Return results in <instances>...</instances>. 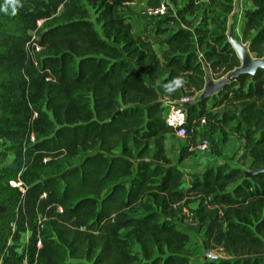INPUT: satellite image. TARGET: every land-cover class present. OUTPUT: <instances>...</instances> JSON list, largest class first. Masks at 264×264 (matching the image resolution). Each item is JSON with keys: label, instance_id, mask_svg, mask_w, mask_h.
I'll return each mask as SVG.
<instances>
[{"label": "trees", "instance_id": "trees-1", "mask_svg": "<svg viewBox=\"0 0 264 264\" xmlns=\"http://www.w3.org/2000/svg\"><path fill=\"white\" fill-rule=\"evenodd\" d=\"M133 1L18 0L12 14L0 0V140L14 154L0 172V261L23 264L15 245L30 231L27 264H189L180 223L192 217L205 250L230 257L206 264H264V173L246 179L224 162L182 191L165 146V102L196 98L207 67L218 81L241 65L227 36L235 2L169 0L153 39L134 35ZM244 17L242 42L264 59V0ZM178 76L184 85L166 92ZM186 110L181 161L205 119L224 141L236 133L250 170L264 167L263 69Z\"/></svg>", "mask_w": 264, "mask_h": 264}, {"label": "crops", "instance_id": "crops-1", "mask_svg": "<svg viewBox=\"0 0 264 264\" xmlns=\"http://www.w3.org/2000/svg\"><path fill=\"white\" fill-rule=\"evenodd\" d=\"M141 1V0H139ZM147 4L148 0H142ZM142 4L136 8V0L129 4L131 9H134L136 14L132 16V18H139L138 14H143L145 10ZM239 8V17L241 18V27L245 22L244 13L247 9L252 8V0H237L235 1V7ZM137 9V10H136ZM144 15V14H143ZM236 17V16H235ZM138 23L133 25V33L135 36H143L146 34L147 22L144 16L138 19ZM235 23V19H234ZM151 34V33H149ZM152 35V34H151ZM169 35V32H165L163 34H159L158 41L160 42L159 47L161 50L166 49L165 39ZM156 48V46H155ZM166 99V98H163ZM233 127V125H232ZM207 141L209 144V149L204 152H199L196 148L202 142ZM189 145L188 138L182 139L177 137L174 134H170L167 136L165 146L168 157L171 159L174 166H176L183 173V183L181 186V190L185 191L193 182V180L197 177H200L204 171L209 168H215L216 166L224 163V162H236L240 163L242 161V157L245 156V164L250 165L252 162V158L249 156L248 152H246L243 148L244 143L240 141L236 135V133L232 131H228L227 140L224 141L221 133L212 134L208 127L202 125L198 129L197 136V145L195 147L190 148L191 154H189L183 161L180 159V154L183 147ZM192 209L196 208V204H192ZM196 223V222H195ZM197 224V223H196ZM198 225V224H197ZM193 228V227H192ZM189 229V228H187ZM190 235L191 241V234ZM202 234V233H201ZM203 235V234H202ZM190 242L187 246L189 248Z\"/></svg>", "mask_w": 264, "mask_h": 264}, {"label": "rangeland", "instance_id": "rangeland-1", "mask_svg": "<svg viewBox=\"0 0 264 264\" xmlns=\"http://www.w3.org/2000/svg\"><path fill=\"white\" fill-rule=\"evenodd\" d=\"M162 1L168 2L169 0H162ZM141 2H144V1L136 0V5H135L136 8H138L142 4ZM142 6L145 9L143 11L144 15L141 13V14H138L139 18L138 17L132 18V16L134 14H136L135 7H134V9H131L129 7V9L127 11H125L127 13L126 16H128L130 18L133 25L138 23V21H139L138 19H140V17L144 16L146 18V22H147L146 33L152 32L151 38L155 39L156 35L153 33V30L155 27L162 24V21H161V19H159L157 17L156 18L149 17L145 14L146 10L148 9V4L143 3ZM92 22H93V26H94L95 30L97 31L98 35L102 36L101 25L96 22L95 15H94L93 11H92ZM241 22H242V20L239 17V15H236L235 23L233 25V29H234V35L237 34L236 36H237L238 40H242L241 39L242 38L241 37V29H242ZM159 44H160L159 41L155 43L157 51L159 53H161V48L159 47ZM8 146H9V143H7L5 141V139L0 140V150L4 151L6 153V157L0 161V172L6 171L7 169H9V167H10V165L14 159V154L7 149ZM79 162H80V159L76 161L77 164ZM246 166L249 167L248 165H246ZM191 206H192V204L189 207L190 209H192ZM180 228L184 232H190L191 237H192L191 241H190L189 248L187 250V256H188L189 264H206L207 262L204 259V253L206 252V250H205V247L203 245V235L201 234L198 225L195 223V221L192 219V217H189L187 220L180 223ZM187 228H189V229H187ZM30 236H31L30 231L23 234L21 239L15 245V252H16L17 256H19L21 254H25V256H26L25 260L27 263H28L27 251H28V248L30 246ZM11 245H13V242H11ZM136 253L139 254L138 249H137ZM227 258L230 259L229 256H227ZM0 264H3L2 261H0Z\"/></svg>", "mask_w": 264, "mask_h": 264}, {"label": "water", "instance_id": "water-1", "mask_svg": "<svg viewBox=\"0 0 264 264\" xmlns=\"http://www.w3.org/2000/svg\"><path fill=\"white\" fill-rule=\"evenodd\" d=\"M239 13L238 6L234 7L233 13L230 15L228 20V30L227 36L228 41L232 45V48L235 50L238 58L240 59L241 65L235 70L229 72L222 79L215 81L212 77L210 69L206 68V79L203 90L198 94L196 98L191 100L187 106L192 104H197L203 100H208L211 97H214L220 94L224 88L229 85L233 80L239 77L241 74H248L251 77L259 69L264 70V59H258L254 57L249 51L248 45L244 44L242 40H238L234 35V19L235 16ZM232 167L240 169L243 171L246 179L251 178L252 176L258 173H264V167L257 170H250L248 167L242 165L241 163L229 162Z\"/></svg>", "mask_w": 264, "mask_h": 264}, {"label": "built area", "instance_id": "built-area-1", "mask_svg": "<svg viewBox=\"0 0 264 264\" xmlns=\"http://www.w3.org/2000/svg\"><path fill=\"white\" fill-rule=\"evenodd\" d=\"M237 0H234V2ZM167 11V3L164 1H161V3L156 7H151L146 10V15L149 17L159 18L162 15H164ZM42 24V21L38 23V26L40 27ZM36 32L33 33L32 41L30 42V45L35 46L36 50L39 51L41 47L38 45ZM193 100V99H192ZM191 101L189 98H182L179 101L176 100H168L165 102L166 106V112H165V122L167 126L173 129L174 135H176L179 138L185 139L187 138V104ZM206 120L203 119L201 121V126L205 125ZM199 152H204L209 149V144L207 141L202 142L200 145L196 148ZM12 185L15 186H21V183H15L12 182ZM41 243H38V246H40ZM204 259L205 261L209 262H220L223 260H230L227 258V255L224 253L223 250H207L204 253ZM23 264H27L26 260L23 261Z\"/></svg>", "mask_w": 264, "mask_h": 264}, {"label": "clouds", "instance_id": "clouds-1", "mask_svg": "<svg viewBox=\"0 0 264 264\" xmlns=\"http://www.w3.org/2000/svg\"><path fill=\"white\" fill-rule=\"evenodd\" d=\"M10 6L12 7V14H15L17 7L19 6L18 0H8ZM185 81L182 77H175L170 84L165 86V91L168 93L174 92L175 90L181 88Z\"/></svg>", "mask_w": 264, "mask_h": 264}, {"label": "bare ground", "instance_id": "bare-ground-1", "mask_svg": "<svg viewBox=\"0 0 264 264\" xmlns=\"http://www.w3.org/2000/svg\"><path fill=\"white\" fill-rule=\"evenodd\" d=\"M236 35H237V34H236ZM236 35H235V36H236ZM236 38H237V36H236Z\"/></svg>", "mask_w": 264, "mask_h": 264}]
</instances>
